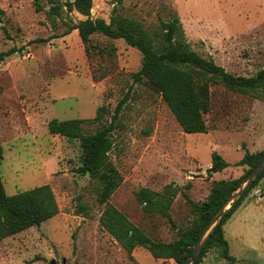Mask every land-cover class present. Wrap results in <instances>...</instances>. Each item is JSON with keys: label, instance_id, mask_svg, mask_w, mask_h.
I'll return each instance as SVG.
<instances>
[{"label": "rangeland", "instance_id": "obj_1", "mask_svg": "<svg viewBox=\"0 0 264 264\" xmlns=\"http://www.w3.org/2000/svg\"><path fill=\"white\" fill-rule=\"evenodd\" d=\"M35 1L0 0V52L19 49L0 61V170L8 195L49 184L59 212L0 241V264H178L144 247L130 253L101 227L98 183L78 171L80 141L51 134L49 121L92 119L104 104L106 122L131 88L113 132L109 156L122 182L110 201L152 237L169 242L192 218L184 193L204 202L213 180L241 177L248 167L236 163L245 152L264 149V101L213 84L207 132L186 133L159 93L133 81L143 60L137 48L96 34L92 43L112 55H89L78 30L53 36L84 16L64 12L53 21L47 0H40V11ZM115 5L150 30L176 13L192 49L234 74L264 68V0H93L92 16L109 22ZM99 126L86 123L85 131ZM214 151L230 166L209 174ZM170 183L181 189L171 206L176 228L161 214L145 212L136 197L140 188L162 191ZM224 229L234 264H264V177ZM199 264L230 263L212 250Z\"/></svg>", "mask_w": 264, "mask_h": 264}, {"label": "trees", "instance_id": "obj_2", "mask_svg": "<svg viewBox=\"0 0 264 264\" xmlns=\"http://www.w3.org/2000/svg\"><path fill=\"white\" fill-rule=\"evenodd\" d=\"M115 1L117 4L122 2V0ZM47 2L48 15L53 21L61 17L64 12L77 11L84 16L75 23L65 21L66 29L62 33H54L53 36H64L73 30H78L89 55L92 52L98 55H112L111 48L92 43L96 34L110 39H123L130 46L137 48L143 60L140 69L132 73L133 81L145 82L150 89L159 93L186 133L207 132L209 127L205 115L212 109L213 84H221L228 89L264 101V68L255 75H238L226 70L213 57L201 55L193 50L187 41L180 17L176 13L172 14L169 20L160 19L158 27L150 30L139 20L123 15L118 5L114 6L111 19L107 22L104 18L92 16L93 0H47ZM35 4L38 11L44 9L40 0H36ZM16 50L19 49L12 48L0 52V61ZM130 95L131 88L120 99L111 118L106 122L104 120L110 111L103 104L92 119L52 118L48 123V129L51 134L79 139L82 163L78 171L90 175L98 183V201L104 205L100 216L101 227L130 253L137 247H144L155 258L174 259L178 264H183L191 255L210 219L239 188L245 176L258 165L264 155V149L258 152H245L236 163L248 167L241 177L213 180L211 190L204 202L193 200L184 193L192 214L187 226L178 229V237L175 240L167 242L154 238L110 201L122 182V175L109 156L114 145L113 132L117 128L118 119ZM92 122L99 123V128L92 133L86 132L85 124ZM2 158L0 148V163ZM228 166L230 163L219 152L214 151L208 173L223 171ZM263 177L264 168L222 216L193 264H199L212 250L218 251L221 257L234 264L235 257L231 254L224 225ZM180 191V187L170 183L162 191L140 188L136 192V197L145 212L161 214L168 219L172 227L176 228L171 206ZM80 206L83 210L84 207L81 204ZM58 212L59 206L49 184L8 195L5 192L0 170V241L30 227H38Z\"/></svg>", "mask_w": 264, "mask_h": 264}, {"label": "water", "instance_id": "obj_3", "mask_svg": "<svg viewBox=\"0 0 264 264\" xmlns=\"http://www.w3.org/2000/svg\"><path fill=\"white\" fill-rule=\"evenodd\" d=\"M264 168V155L258 165L248 174V176L243 180L239 188L233 192L228 199L223 203V205L219 208V210L214 214V216L210 219L204 230L202 231L196 245L193 248V251L189 257L185 259L183 264H193L197 259L200 251L202 250L205 242L207 241L209 235L218 224L222 216L226 213V211L231 208V206L239 199V197L245 192V190L252 184L254 179L259 175V173Z\"/></svg>", "mask_w": 264, "mask_h": 264}]
</instances>
